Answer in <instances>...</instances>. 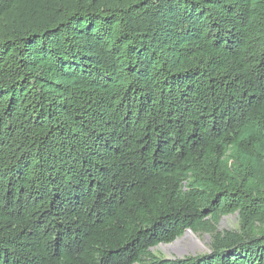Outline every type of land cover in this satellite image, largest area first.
Here are the masks:
<instances>
[{
    "label": "trees",
    "instance_id": "16d2710c",
    "mask_svg": "<svg viewBox=\"0 0 264 264\" xmlns=\"http://www.w3.org/2000/svg\"><path fill=\"white\" fill-rule=\"evenodd\" d=\"M0 264H264V0H0Z\"/></svg>",
    "mask_w": 264,
    "mask_h": 264
},
{
    "label": "rangeland",
    "instance_id": "374dc122",
    "mask_svg": "<svg viewBox=\"0 0 264 264\" xmlns=\"http://www.w3.org/2000/svg\"><path fill=\"white\" fill-rule=\"evenodd\" d=\"M218 233L239 234L241 231V220L238 213L222 216L216 225ZM177 241H180L174 245ZM212 238L206 232L184 233L183 236L167 245H159L151 252L163 259H183L209 253Z\"/></svg>",
    "mask_w": 264,
    "mask_h": 264
},
{
    "label": "water",
    "instance_id": "95a60500",
    "mask_svg": "<svg viewBox=\"0 0 264 264\" xmlns=\"http://www.w3.org/2000/svg\"><path fill=\"white\" fill-rule=\"evenodd\" d=\"M189 232H191V231H190V230H186V231H185V233H189ZM176 240H177V239H176Z\"/></svg>",
    "mask_w": 264,
    "mask_h": 264
},
{
    "label": "bare ground",
    "instance_id": "6f19581e",
    "mask_svg": "<svg viewBox=\"0 0 264 264\" xmlns=\"http://www.w3.org/2000/svg\"><path fill=\"white\" fill-rule=\"evenodd\" d=\"M190 233V232H189ZM188 234V233H187ZM180 241H177L174 245H176L177 243H179Z\"/></svg>",
    "mask_w": 264,
    "mask_h": 264
}]
</instances>
